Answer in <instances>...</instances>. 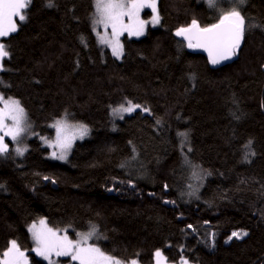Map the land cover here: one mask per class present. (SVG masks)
Returning a JSON list of instances; mask_svg holds the SVG:
<instances>
[{"label": "trees", "instance_id": "trees-1", "mask_svg": "<svg viewBox=\"0 0 264 264\" xmlns=\"http://www.w3.org/2000/svg\"><path fill=\"white\" fill-rule=\"evenodd\" d=\"M156 2L158 25L142 8L120 58L100 41L96 0H31L0 38V94L34 131L0 153V253L15 240L27 264H49L29 231L44 219L73 240L95 225L92 245L126 264H264V0L238 3L242 43L215 65L176 31L234 4ZM129 101L140 107L114 120ZM62 118L90 129L66 161L50 144ZM234 231L247 235L228 241Z\"/></svg>", "mask_w": 264, "mask_h": 264}, {"label": "snow or ice", "instance_id": "snow-or-ice-1", "mask_svg": "<svg viewBox=\"0 0 264 264\" xmlns=\"http://www.w3.org/2000/svg\"><path fill=\"white\" fill-rule=\"evenodd\" d=\"M234 2L242 3L243 0H234ZM31 3V0H0V38L8 37L10 34L17 32L18 26L14 21V17H18L20 21H24L26 10ZM209 6L217 8L219 0H208ZM51 6V2L49 3ZM150 6L155 12V0H151L149 4L147 0H96V10L98 19L95 24H103L105 29L111 27V39L106 36H101V43L109 44L112 48V53L115 56L122 54V45L119 42V37L123 32H128L129 35H141L147 21L139 18V12L142 8ZM222 14L219 16V22L207 27H200L198 22L193 19L187 28H179L176 31L177 36L185 37L188 41L189 48H204L208 52L210 62L215 65L221 60H226L236 53L240 46L241 39L245 30V18L241 13L233 7L230 11L218 9ZM127 17L128 23H125ZM159 22V16H153L151 23ZM7 46L0 42V70H3V60L10 56L6 50ZM0 101L4 107L0 108V130L7 128L5 121L11 119L13 127L8 129L4 135L11 136L13 140L25 131L23 126L26 120L25 110L20 106L18 100L8 98L3 99L0 96ZM129 106L120 105L113 109L114 114L121 112H132L139 105H133L131 101ZM147 111V109H145ZM54 127L57 130L56 145L61 150L60 159L65 158V153L71 147L72 140L78 134L81 138L87 134V127L84 125L70 126L63 120H58ZM73 127L76 129L72 135H68V129ZM180 136H186V133H179ZM251 141L248 142L249 147ZM8 145L4 143V136H0V153L6 152ZM16 151L23 154L24 149L18 148ZM55 156V153H53ZM40 227L33 224L29 231L32 233V239L36 245L33 249L38 255L49 260V264H56L51 258L53 254L56 257H70L71 261L78 264H120L119 261L113 260L112 257L106 255L100 248L88 243L89 239L96 236L97 229L95 225L90 226V231L87 233H77L78 239H70L67 235V230L64 234L54 231L47 227L44 219L40 220ZM247 235V233H243ZM233 237L242 238L239 232H233L229 239ZM10 246L0 253V264H27L25 252L21 251L15 240L9 242ZM156 257H160L159 250L155 253ZM132 264H136L135 261ZM159 264V260L157 261ZM184 264H187L185 261Z\"/></svg>", "mask_w": 264, "mask_h": 264}, {"label": "rangeland", "instance_id": "rangeland-1", "mask_svg": "<svg viewBox=\"0 0 264 264\" xmlns=\"http://www.w3.org/2000/svg\"><path fill=\"white\" fill-rule=\"evenodd\" d=\"M207 2H208V0H206ZM125 2H127V0H125ZM147 2L150 4L151 3V0H147ZM156 3H158V0H157V2ZM226 3H232V4H234V6H230V8L227 10V11H230L233 7H235L236 8V10H237V5H238V2H234V0H219V3H218V5L217 6H221V4H223V6H225V4ZM146 9H149V10H151L152 11V15H151V17L148 19V22L151 24V26H157L158 24H153V23H151V20H152V18H153V16H155L156 14H157V11H155V12H153V10H152V8L151 7H149V6H147L146 7ZM142 10V9H141ZM141 10H140V12H139V18L141 17L140 15H141ZM141 19V18H140ZM143 21H146V20H144L143 19ZM125 23H128V20H127V17H125V21H124ZM104 27H99V29H103ZM107 31L110 33V35H104V36H106V37H108L109 39H111V27L109 26V28L107 29ZM100 37H101V35H99ZM109 45V44H108ZM110 46V45H109ZM111 47V46H110ZM112 49V48H111ZM112 51V50H111ZM122 56V54L120 55V56H117L118 58H120ZM0 96H2L3 97V99L5 98V96L3 95V94H0ZM20 104V103H19ZM20 106H21V104H20ZM4 107V104H3V102L2 101H0V108H3ZM22 107V106H21ZM119 107V106H118ZM118 107H116V108H118ZM124 107H128V106H124ZM23 108V107H22ZM127 112H121V113H117V114H115V118H114V120H116V118H123L124 117V115L126 114ZM129 113V112H128ZM59 120H63V121H65L68 125H70V126H76V125H84V126H86L85 124H83V123H78V122H73L72 123V120H70V119H68V118H62V119H59ZM58 121V120H57ZM27 123H28V120H27V117H26V120L24 121V124H23V126L25 127V131L23 132V133H21L18 137H17V139L16 140H13L12 138H11V136H7V135H4V133L8 130V129H10V128H12L14 125H13V122H12V120L11 119H7L6 121H5V124L7 125V128H5V129H3V130H0V136H4V143L5 144H7L8 145V141H11L13 144H14V146H15V144H17L18 146H22L23 145V143H25V146H26V140L29 138L28 136V134H29V132L31 131L32 132V135L34 134V131L32 130V128H31V126H29V128H28V126H27ZM76 123H78V124H76ZM56 124V123H55ZM54 124V125H55ZM27 127V128H26ZM87 127V129H88V131H87V134L89 135L90 133V129H89V127L88 126H86ZM55 128V127H54ZM55 130H56V128H55ZM76 131V129L75 128H73V127H70L69 129H68V135H72L73 134V132H75ZM87 134H85L82 138L77 134L76 135V138L75 139H73L72 140V143H71V147L73 146V143L75 142V140L76 141H78V140H83V139H85V138H87L86 136H87ZM31 135V136H32ZM56 139H57V130L55 131V138H54V141L53 142H51L50 144H52V146H55L56 145ZM56 147V149L53 151L54 153H55V156H54V158L55 159H57L58 161H66V158L65 159H60L59 158V153L61 152V150H59L60 148L58 147V146H55ZM71 147L67 150V152H69V150L71 149ZM13 150H14V147H13ZM67 154V153H66ZM65 154V155H66ZM198 172V171H197ZM198 174H199V172H198ZM38 228L40 227V225H36ZM234 232H239V233H241L242 234V238H244L246 235H243V233L244 232H241V231H234ZM212 235L213 234H211V241H213L214 240V237H212ZM70 238V237H69ZM242 238H239V239H242ZM71 239V238H70ZM76 239H78V238H76ZM75 239V240H76ZM232 239H237V238H235V237H233ZM232 239H229L228 241H230V240H232ZM93 240V237L92 238H90L89 239V241H88V243L89 244H91L92 245V241ZM93 246H95V245H93ZM36 247V245H35V243H34V248ZM95 247H98V246H95ZM211 247H212V243H211ZM99 248V247H98ZM102 251V250H101ZM40 256V255H39ZM43 260H45V261H48L49 262V260H47V259H45L44 257H42V256H40ZM63 258H66V257H56L54 254H53V256H52V260L53 261H56V264H70L71 262H64V260H62ZM113 260H116V261H119L120 262V264H126L124 261H122V260H119V259H115V258H113ZM78 263V262H77Z\"/></svg>", "mask_w": 264, "mask_h": 264}, {"label": "water", "instance_id": "water-1", "mask_svg": "<svg viewBox=\"0 0 264 264\" xmlns=\"http://www.w3.org/2000/svg\"><path fill=\"white\" fill-rule=\"evenodd\" d=\"M243 36H244V34H243ZM242 40H243V37H242V39H241L240 45H241V43H242ZM195 49L201 50V51H203L205 54L208 55L207 50L204 49V48H195ZM234 55H235V54H234ZM234 55H232L230 58H228V59H226V60H221L218 64H222V63H225V62H229V61H231V60L234 58Z\"/></svg>", "mask_w": 264, "mask_h": 264}]
</instances>
